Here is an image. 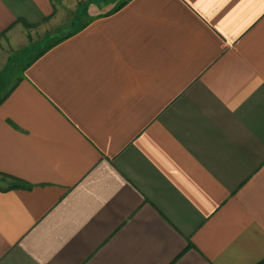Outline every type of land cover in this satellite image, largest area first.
<instances>
[{"label":"crops","instance_id":"0c3cea01","mask_svg":"<svg viewBox=\"0 0 264 264\" xmlns=\"http://www.w3.org/2000/svg\"><path fill=\"white\" fill-rule=\"evenodd\" d=\"M79 1L0 0V264L262 263L264 0Z\"/></svg>","mask_w":264,"mask_h":264},{"label":"rangeland","instance_id":"374dc122","mask_svg":"<svg viewBox=\"0 0 264 264\" xmlns=\"http://www.w3.org/2000/svg\"><path fill=\"white\" fill-rule=\"evenodd\" d=\"M123 0H80L77 4V11H70L72 12L71 15L67 14V22H71V25L73 27H75L76 25H78L80 23V15L82 14L81 11H83V8L85 6H95V5H100L102 2L105 4L104 6H107L108 8L107 9H110L112 8L113 5H116L117 3L119 2H122ZM74 8V7H72ZM81 11H80V10ZM79 10V11H78ZM77 12V13H76ZM68 13V11H67ZM71 26V27H72ZM4 178L0 177V181H3Z\"/></svg>","mask_w":264,"mask_h":264},{"label":"trees","instance_id":"16d2710c","mask_svg":"<svg viewBox=\"0 0 264 264\" xmlns=\"http://www.w3.org/2000/svg\"><path fill=\"white\" fill-rule=\"evenodd\" d=\"M20 186H21L20 184H14L13 186H11V188H18ZM260 264H264V261L262 263H260Z\"/></svg>","mask_w":264,"mask_h":264}]
</instances>
